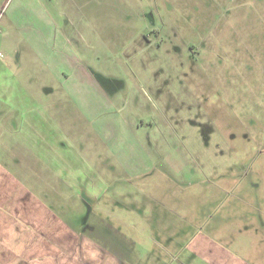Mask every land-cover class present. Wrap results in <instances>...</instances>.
Returning a JSON list of instances; mask_svg holds the SVG:
<instances>
[{"label":"rangeland","instance_id":"rangeland-1","mask_svg":"<svg viewBox=\"0 0 264 264\" xmlns=\"http://www.w3.org/2000/svg\"><path fill=\"white\" fill-rule=\"evenodd\" d=\"M36 3L30 23L9 10L0 16V103L16 92L26 105L34 93L32 103L47 105L60 128L75 112L58 106L66 107L61 77L85 66L119 81L118 97L108 98L94 82L85 89L96 115H84L82 183L110 206L108 216L119 203L144 205V213L118 206L113 218L132 241L135 263L156 264L142 234L155 202L175 204L181 217L192 213L204 227L214 224L220 218L213 208L223 201L217 173L226 171L234 184L257 183L256 199H264V0ZM121 99L128 104L118 108ZM182 230L184 244L190 233Z\"/></svg>","mask_w":264,"mask_h":264},{"label":"crops","instance_id":"crops-1","mask_svg":"<svg viewBox=\"0 0 264 264\" xmlns=\"http://www.w3.org/2000/svg\"><path fill=\"white\" fill-rule=\"evenodd\" d=\"M9 1L0 0V16L9 10L13 16L23 14L30 23L36 0H15L13 9L14 0ZM82 67V71L70 70L67 77H61L66 107L58 106L65 111L72 107L75 112L72 120H60V128L47 105L32 103L34 93L28 94L26 105L16 92L8 98L9 104L0 103V264H137L132 241L113 218L118 206L126 210L136 207L144 213V205L119 203L108 216L110 206L102 204L96 191L87 193L82 183V176L87 175L85 153L81 152L84 146L80 145L85 140L84 115L93 113L85 89L94 82L101 93L112 98L118 97L123 86ZM5 92L0 91V99ZM122 102L118 108L128 104V100ZM49 108L53 112L57 106ZM154 166L150 160L148 167ZM217 175L222 176L223 184L215 180ZM217 175L211 178V185L219 184L223 201L213 208L220 218L214 224L204 227L192 213L181 217L175 204L155 202L142 234L150 240L156 264H264V199H256L257 183L242 179L234 184L235 175L227 171ZM206 202L214 206L211 193L206 194ZM182 229L186 234L193 232L184 244L180 242ZM237 234L249 236L250 243L239 241ZM181 255L188 261L183 262Z\"/></svg>","mask_w":264,"mask_h":264}]
</instances>
